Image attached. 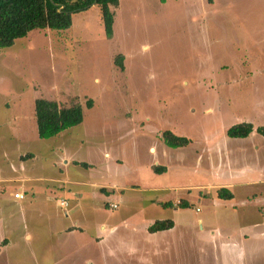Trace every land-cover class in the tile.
Masks as SVG:
<instances>
[{"label":"rangeland","instance_id":"rangeland-1","mask_svg":"<svg viewBox=\"0 0 264 264\" xmlns=\"http://www.w3.org/2000/svg\"><path fill=\"white\" fill-rule=\"evenodd\" d=\"M110 9L111 37L93 5L75 12L67 30H34L1 50L0 199L12 204L7 186L45 187L37 178L50 176L51 161L63 153L89 163L88 184L168 185L176 188L169 192L175 206L184 198L188 207L142 214L133 194L119 202L87 193L80 214L66 219L59 197L24 209L20 231L31 238L14 237L6 251L16 264H264V212L245 202L248 193L264 196V185L234 186L235 208L214 189L256 180L264 168V143L227 137L235 124L264 123V0H118ZM119 54L123 70L113 63ZM40 98L80 103L81 124L38 139L34 101ZM171 129L191 143L166 149L163 157L159 133ZM154 161L168 166L166 174L146 175L145 165ZM64 200L75 202L70 195ZM156 220L174 225L145 241L144 223ZM65 225L85 231L58 238ZM93 232L105 239L101 246Z\"/></svg>","mask_w":264,"mask_h":264},{"label":"crops","instance_id":"crops-1","mask_svg":"<svg viewBox=\"0 0 264 264\" xmlns=\"http://www.w3.org/2000/svg\"><path fill=\"white\" fill-rule=\"evenodd\" d=\"M251 78L254 80L257 77H255L252 74ZM238 124H250L252 126V131L246 137H239V138H232V139H242V141H246V140L251 139V141H253V142L264 143V134L260 131V129H264V123L254 124V123L245 121V122H241ZM139 125L143 127L145 125V123H139ZM235 125H237V124H235ZM171 130H165V131L160 130V133H159L162 144L160 145V148L158 147L157 149L160 151L161 156H163V157L166 153V151H165L166 149H171V150H175V151H176V149H179V148L168 147L164 142L163 133L166 131L171 132L172 134H174L176 136L178 135L179 137H182L181 134H176L175 131H173V130L171 131ZM35 132L37 135L36 129H35ZM227 137L231 138L228 135H227ZM37 138H38V136H37ZM155 138H159V136H156ZM187 139L189 140V144H190L191 139H189V138H187ZM5 141L6 140H5L4 136H1L0 137V143L4 144ZM188 145H186V146H188ZM186 146H184V147H186ZM180 148H183V147H180ZM257 149H258V146L255 145V150H257ZM4 150L6 151L5 148H4ZM149 151L152 153L156 152L155 148H153V147H149ZM60 152H62V149ZM26 154H29V153H26ZM60 155L62 157H57L55 159L56 161H51L52 168L48 167L47 172H48V175H50V176L37 178L39 180V181H37L38 183H41V182L49 183V184H45V187L42 185H39L40 186L39 187V186H27L26 184L25 185L20 184L19 186H7L3 189L4 191L9 193V197H11L13 199V201H12V204L10 205V204L3 203L0 199V264H16L14 262V259H13L14 257L11 256L9 251H6L8 249V247L10 246V244L13 243L14 237H17L19 240H22V241H24V239L29 240L31 238L28 233H25V234L21 233V231H20L21 222H22V224H25L27 222V220L20 219L18 216H20L22 214V212L24 211V209H26V208L35 209L38 206H43V207H47L48 205L50 206L52 199L55 200L59 197H62L61 201H65L64 198H65V196H68V195L72 196V198L75 199L74 203H72V204L67 203L68 205L66 208L59 206L60 209L63 210V214H64L66 219H68V217H70V215H72L74 217V216L80 214V209L82 208V205L79 204V201L86 198L87 193L92 194L93 195L92 197H94V194H95L97 197H101V198L119 196V200H118L119 202L122 200L121 196H123L125 192L128 193L127 195H124V197L126 196L127 201L130 198V196L133 194L131 201L139 203V209H142V214H144V213L146 214L147 211L151 212L153 210H157V208H174V209H176V207H178V206H175V203L172 202V199H171L170 194H169L171 189H176L172 186L164 185V186H159V187L147 188L146 186H140V182H138V183L132 185L133 188L131 187L129 189L128 188L124 189L122 186L117 185V184H112L111 186L110 185L105 186L104 184L97 183V181L92 182L91 180H89L91 183L88 184V182H86L87 180L83 179V175H85V176L88 175V172L90 170H92L91 168H89V163L76 160V158H74L72 156L67 157L63 153ZM103 155L106 159H108V161H107L108 164L112 163L111 161H109L110 155L108 152H104ZM21 156L22 155H20V156L18 155L15 158L16 161L20 162L18 164L20 167L22 166L21 162L24 161V160H22V158H20ZM114 160L116 161L115 163H117V164L122 165V163H124L122 161L123 159L120 157H116V159H114ZM198 160H199V157L197 156L196 162ZM154 162L156 165L151 164V163L145 165V171L144 172L146 173V175L153 178L154 175L160 176V175L166 174V172L168 171V166L167 165H157V161H154ZM105 165H107V164H105ZM78 168H79V170H78ZM155 169H160V170L162 169V171L159 170L160 172H155ZM74 172L75 173L80 172V173L79 174L76 173V175H75ZM138 172L136 174L139 176L140 174ZM256 175H257L256 180L245 182V183L227 182V183H223V184L222 183L216 184V185H214V189L226 188L230 191L236 185L247 186V187L264 185V182H261V180H259L262 177H264V168L260 169L256 173ZM69 176H72V178L69 179L68 178ZM5 180H6L5 181L6 183H13V182L19 181L17 179L16 180L15 179H5ZM70 182L72 183V185L70 184ZM66 184L71 185L73 187L72 188H68V187L66 188L65 187ZM145 184H147V183H145ZM89 187L99 189V191L96 190L98 194L93 193V191H91L90 189H86ZM201 189H203V187H201ZM117 191H119L120 193L117 194ZM17 192L22 193L24 195V198L22 200L13 198V194L17 193ZM200 193H202V192H200ZM207 194H209V193H207ZM231 194H232V199L224 200V201L228 202L229 205H232V207L235 208V205H234V204H236L235 195L232 192H231ZM38 195L43 197L41 204L36 202ZM261 195H256L255 193H248V195L245 196V199H246L245 202L251 203L252 208H256L260 212H264V196H261ZM29 197L32 201L30 200L31 202L26 205L25 201ZM179 199H182V201L188 200V199H184V198H179ZM112 204L116 205L115 209H117V204H115L114 202L113 203L111 202L110 205H112ZM15 208L18 211H20L19 215H17ZM67 208H70L69 214L67 213ZM110 209H112V208H110ZM112 210H114V209H112ZM32 214H34V213H32ZM59 221L62 222L65 220L59 219ZM156 221H167V220H156ZM156 221H154V222H156ZM168 221H171L173 223L172 220H168ZM124 225H127V223L125 222ZM144 226L146 229L145 231L148 232V228L151 225H149V223L148 224L144 223ZM117 227L118 226H116V225L111 226L110 231H115ZM84 231L85 230H84L83 226L65 225L64 227L60 228L59 234H57V236H58V238H62L64 236L69 237L74 232L82 234V233H84ZM133 231H135V228L133 229ZM156 233H158V232H156ZM93 234H94V236L91 239H93L95 241H98L99 239L102 238L100 236V233H94L93 232ZM112 234H114V233H112ZM114 235H116V234H114ZM151 235H156V234L155 233H149L148 235L144 236V240L147 241L148 236L151 237ZM102 241H105V239L98 241V245L101 246V244H103ZM18 261H20V260H18Z\"/></svg>","mask_w":264,"mask_h":264},{"label":"trees","instance_id":"trees-1","mask_svg":"<svg viewBox=\"0 0 264 264\" xmlns=\"http://www.w3.org/2000/svg\"><path fill=\"white\" fill-rule=\"evenodd\" d=\"M118 0H0V52L11 46L16 40L26 38L34 30H67L72 25V15L95 5L100 12L101 21L107 37L113 32L114 13L111 7L117 6ZM212 4L213 0H206ZM123 55L115 57L113 63L123 70ZM86 107H92V101H86ZM83 108L80 103L60 105L57 101L45 98L34 101V119L39 139H50L64 130L78 126L83 120ZM252 131L250 124H237L230 127L227 135L231 138L246 137ZM264 134V129H260ZM164 142L168 147L180 148L189 144L185 137L171 132L163 133ZM155 169L160 172L162 169ZM217 198L232 199L231 192L226 188L217 190ZM188 207L187 201L177 205ZM173 227L171 221H156L149 228V233H156Z\"/></svg>","mask_w":264,"mask_h":264},{"label":"built area","instance_id":"built-area-1","mask_svg":"<svg viewBox=\"0 0 264 264\" xmlns=\"http://www.w3.org/2000/svg\"><path fill=\"white\" fill-rule=\"evenodd\" d=\"M13 198L14 199H19V200H22L23 198H24V195L22 194V193H14L13 194ZM67 202H65V201H61L60 202V206L61 207H64V208H66L67 207ZM110 208H112V209H115L116 208V205H114V204H112V205H110Z\"/></svg>","mask_w":264,"mask_h":264}]
</instances>
